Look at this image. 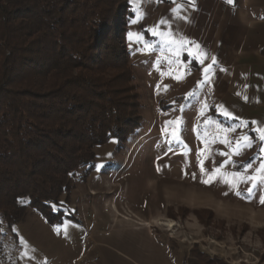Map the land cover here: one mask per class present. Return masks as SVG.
Instances as JSON below:
<instances>
[{
	"label": "rangeland",
	"instance_id": "374dc122",
	"mask_svg": "<svg viewBox=\"0 0 264 264\" xmlns=\"http://www.w3.org/2000/svg\"><path fill=\"white\" fill-rule=\"evenodd\" d=\"M129 4L114 37L140 125L96 146L94 165L71 176L47 215L28 206L2 227L0 264H264V185L249 193L252 182L232 175H257L264 127L234 116L232 94L207 84L213 62L198 59L189 12L176 8L159 30L162 3L159 14Z\"/></svg>",
	"mask_w": 264,
	"mask_h": 264
},
{
	"label": "trees",
	"instance_id": "16d2710c",
	"mask_svg": "<svg viewBox=\"0 0 264 264\" xmlns=\"http://www.w3.org/2000/svg\"><path fill=\"white\" fill-rule=\"evenodd\" d=\"M129 5L0 0V229L28 206L46 214L94 165L96 146L139 127L133 71L114 37Z\"/></svg>",
	"mask_w": 264,
	"mask_h": 264
},
{
	"label": "crops",
	"instance_id": "0c3cea01",
	"mask_svg": "<svg viewBox=\"0 0 264 264\" xmlns=\"http://www.w3.org/2000/svg\"><path fill=\"white\" fill-rule=\"evenodd\" d=\"M174 1L131 0V3L140 12L151 14H159L156 7L162 3L159 30L167 28V20L176 8L182 7V13L189 12L184 17L185 28L200 46L198 59L213 62L212 69L205 71L207 84L216 92L232 94L229 101H233L234 108L229 110L234 116L249 118L264 127L261 119H264V0ZM155 20L157 17L152 16L151 21Z\"/></svg>",
	"mask_w": 264,
	"mask_h": 264
},
{
	"label": "snow or ice",
	"instance_id": "6c2138e0",
	"mask_svg": "<svg viewBox=\"0 0 264 264\" xmlns=\"http://www.w3.org/2000/svg\"><path fill=\"white\" fill-rule=\"evenodd\" d=\"M231 2H232V0H229V3H231ZM133 23H135V21H133ZM132 36H133V34L132 33H129V37L131 38ZM137 39H139V37H137ZM177 55H179V53H177ZM201 63H203V61H201ZM245 99H247V97H245ZM225 115H230V113L225 112ZM230 130L231 131H234V129H230ZM225 131H229V130H225ZM258 131H261L262 133H264V130H258ZM243 139L246 142H248L249 143V146H250L249 138L248 137H244ZM261 139L264 140V134L261 135ZM262 151H264V150H262ZM251 167H252V164L251 163H249V164L246 165V168H251ZM217 171H219V169H217ZM255 171H256L257 175H244V174L239 173V172L234 173L232 175H234L236 177H239L240 180L241 181H244V182L251 181L252 182V187H249L247 189V191L249 193H251L253 191V189L257 187L258 183L260 185H264V175H259V173L264 172V162H262L261 165H260V167L257 168ZM208 182H210V181H206V183H208ZM230 182L232 183L233 187H236L237 186V183L238 182H235V181H230ZM237 194H239V193H237ZM260 202L262 204H264V197L261 198Z\"/></svg>",
	"mask_w": 264,
	"mask_h": 264
}]
</instances>
